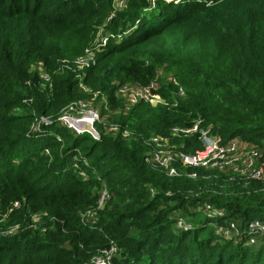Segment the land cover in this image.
<instances>
[{
    "label": "trees",
    "instance_id": "trees-1",
    "mask_svg": "<svg viewBox=\"0 0 264 264\" xmlns=\"http://www.w3.org/2000/svg\"><path fill=\"white\" fill-rule=\"evenodd\" d=\"M113 1L0 0V264H84L110 241L113 264H264V235L247 244L243 231L264 219V182L182 167L170 177L145 161L143 142L200 119L222 142L239 137L264 155V0H124L123 9ZM105 21L122 38L77 69ZM157 70L172 72L185 96L164 76L166 104L108 113L128 138L101 125L98 140L56 125L67 104L89 96L79 81L104 93L112 110L122 108L115 82L145 85ZM41 117L51 123L33 131ZM170 141L186 153L199 146L197 134ZM204 203L219 213L197 210ZM175 210L190 229H175ZM228 221L242 231L236 240L214 232Z\"/></svg>",
    "mask_w": 264,
    "mask_h": 264
},
{
    "label": "built area",
    "instance_id": "built-area-1",
    "mask_svg": "<svg viewBox=\"0 0 264 264\" xmlns=\"http://www.w3.org/2000/svg\"><path fill=\"white\" fill-rule=\"evenodd\" d=\"M150 5H154V0H149ZM125 7L124 0H114V9H123ZM108 20V19H107ZM106 21L97 27L94 38L90 44L84 49L83 53L75 58L74 65L77 69H84L95 63L97 52L101 51L112 38L120 39L122 35L115 37L106 28ZM31 70H36L39 77L51 86L50 76L46 72L42 63L30 67ZM81 79L80 74H77ZM172 82L177 86L175 94L179 98L185 96V91L180 85L175 75L172 72L164 75L161 70H157L156 75L147 84L142 85L134 82L118 83L115 82V96L120 99L122 108L112 109L107 103V97L104 93L96 91L90 93L89 89L79 81V90L89 94L86 98H80L67 104L56 118V125L63 126L70 130L73 134L78 135L88 133L92 138L100 139V131L96 124L101 125L104 132L120 134L123 139L128 138L131 132L127 129H121L116 123L110 122L107 119V114L110 112H127L140 101L149 103L152 106L158 104H166L165 99L159 93L161 77ZM49 124L51 120L46 117H41L32 126L33 131H38L41 124ZM197 134L199 146L193 152L186 153L177 149L170 141V137L189 136ZM143 142L147 145L148 152L145 156V161L152 167L159 169L167 176H179L178 167L190 169H204L208 171H217L222 174L238 176L249 180H258L264 182V155L262 151L253 143L245 142L239 137H234L226 142H222L220 137L214 134L211 126H201V120L197 119L189 127L173 126L170 128L168 137L148 136L143 137ZM45 153L49 154V150L45 149ZM73 166L78 168L79 165L74 161ZM80 175L85 177L84 172ZM190 178H196L197 173L192 170L187 173ZM108 194L103 186L101 195L98 200V208H101ZM19 202L14 201L11 204L12 208H18ZM197 210L202 211L207 216H215L219 210L212 207L208 203H204L197 207ZM93 212H87L86 216L91 218ZM40 218L39 214L32 216L33 222H37ZM174 226L176 230H186L191 228V222L187 217L181 215L180 210H175L172 213ZM18 225H14L6 230V233L16 231ZM244 231L246 243L252 244L256 237L264 235V219H254L250 221ZM214 232L217 236L226 239H237L242 231L234 221H228L224 224H215ZM118 252L117 245L110 241L109 245L100 249L88 262L84 264H113V257Z\"/></svg>",
    "mask_w": 264,
    "mask_h": 264
},
{
    "label": "rangeland",
    "instance_id": "rangeland-1",
    "mask_svg": "<svg viewBox=\"0 0 264 264\" xmlns=\"http://www.w3.org/2000/svg\"><path fill=\"white\" fill-rule=\"evenodd\" d=\"M34 65H36V64L33 63L32 66H34ZM167 73H168V72H164V71H163V74H164V75H166ZM98 126H99V124H96V127H98ZM3 219H4L3 216L0 215V222H2Z\"/></svg>",
    "mask_w": 264,
    "mask_h": 264
}]
</instances>
